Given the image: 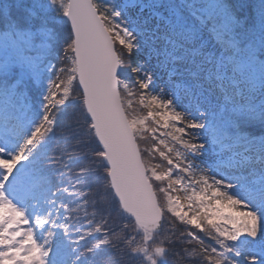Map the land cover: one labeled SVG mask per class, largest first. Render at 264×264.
Here are the masks:
<instances>
[{"label": "snow or ice", "instance_id": "6c2138e0", "mask_svg": "<svg viewBox=\"0 0 264 264\" xmlns=\"http://www.w3.org/2000/svg\"><path fill=\"white\" fill-rule=\"evenodd\" d=\"M0 264H264V0H0Z\"/></svg>", "mask_w": 264, "mask_h": 264}]
</instances>
